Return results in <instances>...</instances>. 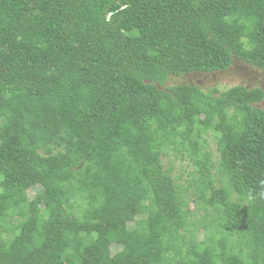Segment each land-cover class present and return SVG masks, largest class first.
I'll list each match as a JSON object with an SVG mask.
<instances>
[{
    "label": "trees",
    "instance_id": "16d2710c",
    "mask_svg": "<svg viewBox=\"0 0 264 264\" xmlns=\"http://www.w3.org/2000/svg\"><path fill=\"white\" fill-rule=\"evenodd\" d=\"M237 59L264 0H0V264H264V90L167 86Z\"/></svg>",
    "mask_w": 264,
    "mask_h": 264
},
{
    "label": "rangeland",
    "instance_id": "374dc122",
    "mask_svg": "<svg viewBox=\"0 0 264 264\" xmlns=\"http://www.w3.org/2000/svg\"><path fill=\"white\" fill-rule=\"evenodd\" d=\"M198 83L205 90L213 87H217L220 90H226L235 85H243L248 88L260 87L264 90V69L256 68L248 63L241 60H235L234 64L230 69L224 72L215 73H194L181 77H171L167 86L179 84V83ZM258 106L264 109V100L258 104ZM1 121V120H0ZM211 151L214 153L215 158H218L217 144L213 138H210ZM170 160L174 162L175 171L174 174L179 178V182L185 188L189 190V182L191 181L190 171L192 167L188 159H182L181 157L176 158L173 152L170 153ZM166 160V159H165ZM167 162V161H166ZM195 184L196 181L192 180ZM37 190L31 189L30 196H34ZM138 200H143L142 195L138 194L136 196ZM191 207H194V203H191ZM202 212L201 214H203ZM135 218H129V225L133 226ZM117 247L113 246V251H116Z\"/></svg>",
    "mask_w": 264,
    "mask_h": 264
}]
</instances>
